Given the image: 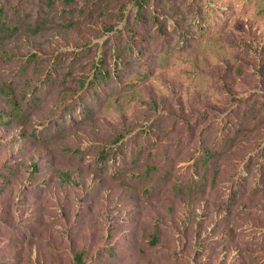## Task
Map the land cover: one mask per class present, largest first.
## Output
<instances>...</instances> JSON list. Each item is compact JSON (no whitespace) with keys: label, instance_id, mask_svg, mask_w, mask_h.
Masks as SVG:
<instances>
[{"label":"rangeland","instance_id":"374dc122","mask_svg":"<svg viewBox=\"0 0 264 264\" xmlns=\"http://www.w3.org/2000/svg\"><path fill=\"white\" fill-rule=\"evenodd\" d=\"M45 4L0 0V264H264V0Z\"/></svg>","mask_w":264,"mask_h":264},{"label":"trees","instance_id":"16d2710c","mask_svg":"<svg viewBox=\"0 0 264 264\" xmlns=\"http://www.w3.org/2000/svg\"><path fill=\"white\" fill-rule=\"evenodd\" d=\"M67 1H70V0H67ZM142 1L143 0H134V5H136L140 9V12H139L140 15H142V12H141L142 5L140 4ZM53 2H54V0H45V3H46L45 5L51 6L53 4ZM2 24L4 25V23H2ZM4 26H6V25H4ZM110 30H112V27L109 28V31ZM99 62H102L101 57H99V59H97V62L94 65L93 77L87 82L86 88H90L94 81L98 80L102 76H105V72L103 71V69H101L100 66H98ZM75 263L76 264H84L83 251H77L75 253Z\"/></svg>","mask_w":264,"mask_h":264}]
</instances>
